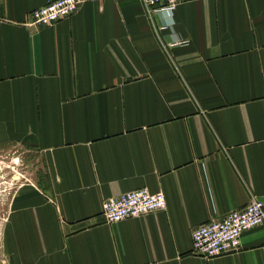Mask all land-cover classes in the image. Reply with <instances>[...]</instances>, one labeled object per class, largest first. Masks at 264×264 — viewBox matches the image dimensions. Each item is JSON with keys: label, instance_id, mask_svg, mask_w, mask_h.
<instances>
[{"label": "crops", "instance_id": "obj_1", "mask_svg": "<svg viewBox=\"0 0 264 264\" xmlns=\"http://www.w3.org/2000/svg\"><path fill=\"white\" fill-rule=\"evenodd\" d=\"M0 0V151L23 163L0 264H264V223L240 247L192 253L191 230L264 196V0ZM166 206L106 222L134 188Z\"/></svg>", "mask_w": 264, "mask_h": 264}, {"label": "built area", "instance_id": "obj_2", "mask_svg": "<svg viewBox=\"0 0 264 264\" xmlns=\"http://www.w3.org/2000/svg\"><path fill=\"white\" fill-rule=\"evenodd\" d=\"M149 13L172 12L179 0H141ZM80 0H48L30 10L33 24H52L70 16ZM166 206L163 191L147 187L134 188L118 195L108 196L102 202V215L106 222L149 213ZM264 223V196L251 194L247 203L222 216L196 225L191 230L192 253L204 257L232 252L240 247V237L245 229Z\"/></svg>", "mask_w": 264, "mask_h": 264}, {"label": "flooded vegetation", "instance_id": "obj_3", "mask_svg": "<svg viewBox=\"0 0 264 264\" xmlns=\"http://www.w3.org/2000/svg\"><path fill=\"white\" fill-rule=\"evenodd\" d=\"M14 152L15 151L6 154L0 151V156L3 158L0 162H4V168L0 166V171L2 172L0 173V201L3 198L2 195L4 194V192L7 191V188L10 187V189L13 191L10 195V197H12L21 184L23 163L14 155ZM7 198L8 197H6L5 199ZM3 217L1 219H3Z\"/></svg>", "mask_w": 264, "mask_h": 264}, {"label": "rangeland", "instance_id": "obj_4", "mask_svg": "<svg viewBox=\"0 0 264 264\" xmlns=\"http://www.w3.org/2000/svg\"><path fill=\"white\" fill-rule=\"evenodd\" d=\"M3 158L0 156V161L2 160ZM3 163L4 162H0V166H2L3 168H4V166H3ZM0 173H2L1 171H0ZM9 173H11V172H9ZM0 180H1V178H0ZM4 192V191H3ZM13 191L10 189V187L9 188H7V191L6 192H4V194L2 195L3 196V198H2V200L0 201V224H1V218L3 217V214L5 213V209H6V205H7V200H9L10 199V195H11V193H12ZM1 196V197H2ZM6 197H8L7 199H5ZM4 218V217H3Z\"/></svg>", "mask_w": 264, "mask_h": 264}]
</instances>
